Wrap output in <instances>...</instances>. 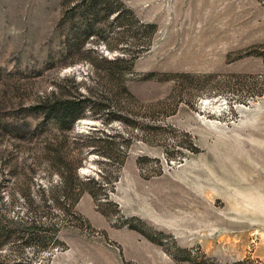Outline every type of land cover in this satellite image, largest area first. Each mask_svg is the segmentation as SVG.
Instances as JSON below:
<instances>
[{"label":"rangeland","instance_id":"1","mask_svg":"<svg viewBox=\"0 0 264 264\" xmlns=\"http://www.w3.org/2000/svg\"><path fill=\"white\" fill-rule=\"evenodd\" d=\"M0 264H264V0H0Z\"/></svg>","mask_w":264,"mask_h":264},{"label":"trees","instance_id":"2","mask_svg":"<svg viewBox=\"0 0 264 264\" xmlns=\"http://www.w3.org/2000/svg\"><path fill=\"white\" fill-rule=\"evenodd\" d=\"M77 81L75 75L66 76L62 81L63 86L55 90V94L51 97L42 99L38 105L47 118L59 123L62 130H70L78 120L85 116V107L81 105L82 102L66 97V94L71 90L85 86L84 82ZM91 107L94 109L96 106Z\"/></svg>","mask_w":264,"mask_h":264}]
</instances>
